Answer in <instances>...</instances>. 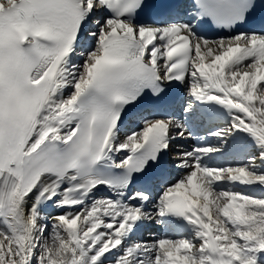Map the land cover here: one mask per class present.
Returning <instances> with one entry per match:
<instances>
[{"label":"snow or ice","instance_id":"1","mask_svg":"<svg viewBox=\"0 0 264 264\" xmlns=\"http://www.w3.org/2000/svg\"><path fill=\"white\" fill-rule=\"evenodd\" d=\"M262 8L0 0V264H264Z\"/></svg>","mask_w":264,"mask_h":264},{"label":"bare ground","instance_id":"2","mask_svg":"<svg viewBox=\"0 0 264 264\" xmlns=\"http://www.w3.org/2000/svg\"><path fill=\"white\" fill-rule=\"evenodd\" d=\"M179 143H184V144H191V143H193V141H180ZM178 175V173H174V178H175V176H177Z\"/></svg>","mask_w":264,"mask_h":264}]
</instances>
